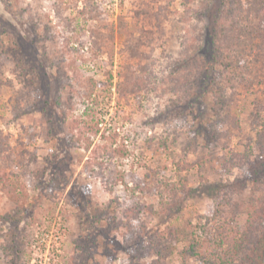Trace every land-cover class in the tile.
Returning <instances> with one entry per match:
<instances>
[{
  "label": "rangeland",
  "instance_id": "374dc122",
  "mask_svg": "<svg viewBox=\"0 0 264 264\" xmlns=\"http://www.w3.org/2000/svg\"><path fill=\"white\" fill-rule=\"evenodd\" d=\"M85 1L0 0V174L7 183L0 181V264H201L183 259L184 241L160 261L140 257L142 243L125 244L116 225L123 215L118 202L131 195L135 174V180L150 174L149 181H165L164 189H179L180 206L172 213L162 211L157 191L144 195V204L156 209L146 216L151 229L178 222L179 215L196 222L213 203L209 188L218 182L219 166L202 167L197 153L219 157L223 149H194L191 127L201 129L204 121L219 128L214 98L207 95L184 118L171 101L186 87L193 100L202 84L177 87L178 79L189 78L185 66L201 73L198 79L207 71L209 38L223 16L220 0H88L89 8ZM90 15L95 18L85 23ZM104 23L114 33L111 52L95 56L86 31ZM130 32L148 71L145 84L123 96L117 84ZM239 90L235 98L244 113L229 131L235 151L253 134L245 111L255 94ZM87 127L85 136L97 130L89 149L71 140ZM199 139L207 142L205 135ZM96 148L116 171L113 177L89 171ZM242 173L234 168L225 180ZM241 179L245 187L233 199H256L253 182ZM247 218L236 215L237 225L244 227ZM261 252L263 260L264 246Z\"/></svg>",
  "mask_w": 264,
  "mask_h": 264
},
{
  "label": "trees",
  "instance_id": "16d2710c",
  "mask_svg": "<svg viewBox=\"0 0 264 264\" xmlns=\"http://www.w3.org/2000/svg\"><path fill=\"white\" fill-rule=\"evenodd\" d=\"M85 3L89 8L88 0ZM220 3L223 16L216 20L215 38H209L208 51L211 54L207 61V71L198 79L201 73L196 74L193 72L194 67L189 69L185 66V75L189 78L184 82L178 79L177 87L186 82L202 84L194 93L196 96L193 100L189 98V87H186V91L181 90L171 101V107L178 114L177 117L184 118L193 112V108L199 110L203 105L201 100L207 95L211 94L214 98L220 121L219 128L215 129L216 124L213 123H210L208 128L202 121L201 129H194L192 126L191 130L195 134L192 138L196 144L194 149H202L205 146L210 149H223L219 157L214 156L216 151L211 153L209 158L205 152H199L196 159L202 167L207 162L213 168L216 164L219 166L215 172L218 174V182L210 184L209 188L215 198L206 213L197 217L196 222L192 219L184 220L179 215L178 222L151 229L146 216L155 214L156 209L144 204V195L157 191L160 193L162 211L172 213L180 206L176 200L179 189L174 185H167L164 189L165 181L159 177L149 181L150 174H147L145 180H135L136 174L133 175L135 183L133 187H129L131 195L127 197L125 194L123 200L118 202L122 206L123 215L122 223L116 225V228L121 232L125 244L133 246L142 243L139 248L140 257L155 255L160 261L173 254L179 241H184L181 252L184 260L194 257L201 264H264L261 252L264 246V0H220ZM91 18L95 17L90 15L85 23L89 24L88 20ZM111 31V26L107 23L103 26H88L86 34L88 32L93 37L92 52L95 56L104 50L111 52V41L114 38ZM127 37L123 49L126 62L119 73L121 80L117 84L123 96L129 91L135 93V88H139L136 84L145 82L141 81V78L144 80L148 71L140 61L138 62L141 47L136 42L139 39H135L132 32L127 34ZM219 66L224 70L219 71ZM239 89L255 94L250 101V110L245 111L253 134H246L249 138L243 151L231 150L229 145L230 127L233 124L239 125L240 114L244 113L239 109L238 99L235 98ZM242 95L243 93H240L239 97ZM58 102L63 104L60 99ZM226 124L228 129L222 131L221 126ZM89 129L90 127L80 130L77 141L75 134L71 140L89 149L93 142L92 135L97 133V130H94L85 136L86 130ZM201 135L207 138L204 145L199 142ZM105 161L96 148L88 158L89 171H99L101 178L113 177L116 171ZM234 168L241 169L243 173L235 180L226 181L225 175L233 172ZM201 178L205 179L204 176ZM241 178L253 182L252 189L256 199H233L234 194L241 193L245 187L246 181ZM206 180L209 181L207 178ZM0 181L7 186L2 174ZM118 181L115 179V182ZM123 182H126L128 189V182ZM240 213L248 215L244 227L237 225L235 220V216Z\"/></svg>",
  "mask_w": 264,
  "mask_h": 264
}]
</instances>
